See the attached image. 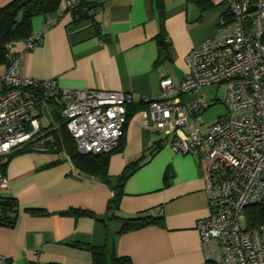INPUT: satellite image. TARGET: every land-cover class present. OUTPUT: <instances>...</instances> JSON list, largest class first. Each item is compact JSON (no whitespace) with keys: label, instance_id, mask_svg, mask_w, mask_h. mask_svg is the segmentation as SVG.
<instances>
[{"label":"crops","instance_id":"obj_1","mask_svg":"<svg viewBox=\"0 0 264 264\" xmlns=\"http://www.w3.org/2000/svg\"><path fill=\"white\" fill-rule=\"evenodd\" d=\"M10 1L0 0V7ZM86 2L90 8L84 16L74 19L56 10L48 28L45 16H35L36 43L27 49V38L15 40L10 51L21 56L20 73L26 77L55 79L65 88L132 93L123 136L106 153L111 182L78 172L65 152L33 149L6 157L8 187L1 193L16 200L17 212L12 225L0 224V254L8 264H92L87 246L107 245L130 264H205L197 230L198 220L209 213L202 166L195 154L173 151L171 136L145 121L142 111L146 99L160 95L162 78L179 85L187 73L186 54L215 32L223 8L201 10L188 0ZM161 37L166 46L160 53ZM6 67L0 57V75ZM213 87L216 96L208 97L201 133L222 114L214 105L224 102L222 86H205L201 95L207 101L205 92ZM195 98L181 97L185 104ZM52 106L40 113L43 129L58 123ZM189 123L194 127L191 117ZM133 164L138 166L124 181L112 212L115 180ZM138 216L155 221L120 232L123 219Z\"/></svg>","mask_w":264,"mask_h":264},{"label":"built area","instance_id":"obj_2","mask_svg":"<svg viewBox=\"0 0 264 264\" xmlns=\"http://www.w3.org/2000/svg\"><path fill=\"white\" fill-rule=\"evenodd\" d=\"M81 1L61 0L57 12L78 19ZM209 1L223 8L215 32L188 51L179 85L170 77L160 80V95L146 99L142 114L171 136L169 146L195 154L202 166L209 213L197 230L205 264H264V225L247 229L244 215L245 207L264 197V0ZM53 23L47 15L44 27ZM37 39L29 36L26 48ZM6 47L7 67L0 75V217L7 198L1 193L8 187L6 157L26 146L47 150L49 131L60 125L41 127L45 107L59 106L61 124L80 154H103L119 144L132 102L129 91L65 88L55 79L26 77L21 56ZM208 85L223 87L225 111L201 133L198 125L211 104L201 89ZM183 94L196 98L185 104ZM0 264H8L1 254Z\"/></svg>","mask_w":264,"mask_h":264},{"label":"trees","instance_id":"obj_3","mask_svg":"<svg viewBox=\"0 0 264 264\" xmlns=\"http://www.w3.org/2000/svg\"><path fill=\"white\" fill-rule=\"evenodd\" d=\"M195 3L201 10L212 7L213 5L209 0H188ZM61 0H12L3 7H0V57L5 62L7 53V44L19 39L28 38L31 36V23L32 19L38 15H51L54 13ZM90 8V5L86 0H82L79 4L78 14L84 16L86 10ZM158 44L161 50L165 48L166 43L163 38L158 39ZM53 104V103H52ZM52 113L55 121L60 123L58 128L49 131L52 136V141L45 142V146L49 149V152L59 154L65 152L69 160L72 162L78 172L97 176L100 180L110 183V178L107 174V154H80L75 146L74 140L64 124L62 123L60 108L57 104H53ZM129 108V105L127 106ZM160 146L156 145L152 152H155ZM31 146H26L22 149L16 150L9 154L10 158L14 154L24 153L31 151ZM59 160V159H58ZM6 162V161H5ZM138 165H130L124 172H122L115 180L113 185V194L110 198L108 208L115 210L118 208L120 197L123 194V183L131 172ZM3 214L1 215L0 224L12 225L16 212L17 202L14 198L7 197L2 201ZM34 211H40V209H33ZM76 212V210L74 211ZM244 215L246 221V228L250 229L264 225V197L261 201L249 205L244 208ZM155 219L149 216H138L128 219H123L121 231H127L134 228H138L145 223L154 222ZM92 254V264H130V259L127 256L116 255L114 248L107 245L103 246H87ZM207 264H213L208 262Z\"/></svg>","mask_w":264,"mask_h":264},{"label":"rangeland","instance_id":"obj_4","mask_svg":"<svg viewBox=\"0 0 264 264\" xmlns=\"http://www.w3.org/2000/svg\"><path fill=\"white\" fill-rule=\"evenodd\" d=\"M215 87H213V88H211V89H209V90H206V92L205 93H207L208 95H207V102L208 103H210V101H209V96H211V97H213V96H216V91H217V89L215 88ZM202 90V89H201ZM216 90V91H215ZM206 99V98H205ZM214 105H215V107L217 108V110L216 111H219V112H224L225 111V103L224 102H222V100H218L217 102H214ZM214 105H212V107H210L208 110H211L212 108L214 109ZM215 108V109H216ZM43 122H44V119L42 120ZM169 146V145H168ZM173 151H175L171 146H169ZM178 152H180V151H178ZM182 153V152H181Z\"/></svg>","mask_w":264,"mask_h":264}]
</instances>
